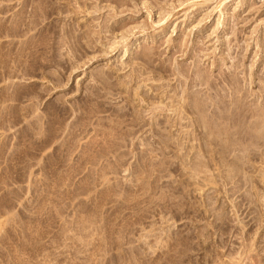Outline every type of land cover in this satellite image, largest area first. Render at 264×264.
<instances>
[{
  "label": "rangeland",
  "instance_id": "374dc122",
  "mask_svg": "<svg viewBox=\"0 0 264 264\" xmlns=\"http://www.w3.org/2000/svg\"><path fill=\"white\" fill-rule=\"evenodd\" d=\"M196 67L254 110L264 0H0V264H264V160L169 104Z\"/></svg>",
  "mask_w": 264,
  "mask_h": 264
},
{
  "label": "bare ground",
  "instance_id": "6f19581e",
  "mask_svg": "<svg viewBox=\"0 0 264 264\" xmlns=\"http://www.w3.org/2000/svg\"><path fill=\"white\" fill-rule=\"evenodd\" d=\"M101 1L108 2L109 0ZM132 1L135 2L137 0ZM119 4L123 3L120 2ZM104 28L109 32L114 30V28L110 26ZM183 52L184 50L179 46L175 48L174 51V53H179L181 55ZM135 58L142 60L147 67L154 68L161 77L177 76L185 71L181 66L177 67L176 70H170L165 62L160 61L156 63L158 61V55L156 52L144 51L135 54ZM193 72L194 75L190 78L187 84L179 81L178 77L177 79L175 78L177 84L181 87L179 98L181 100L178 99V101L175 99L177 92L174 89L173 95L168 97L170 100L169 104L178 102L179 108L185 112H190L191 110L192 112H200V115L202 116L201 118L203 119L200 118V122L202 123L203 121L204 123L201 125L202 130L200 129L203 141L207 145H213L216 147L220 156L224 158L229 156L230 159H228L235 166V169L238 168L239 170L242 168V164H244L245 160H264V91L262 95L259 94V97L262 98L261 102L257 107L255 105L256 108L254 110L250 111L245 104L247 103L245 99H247L248 95H245L244 91L241 89L239 90L236 88L238 84L236 82H238V80L234 72L223 73V75H220L216 80L207 77L205 73L197 67ZM228 89H230V92L224 94L223 90ZM134 95H137L136 91H134ZM174 112H176L175 109ZM207 112L209 113L207 114ZM249 117L251 118V121L248 120ZM222 160L224 161V159ZM260 184L262 183H259V185ZM261 202L264 203V200Z\"/></svg>",
  "mask_w": 264,
  "mask_h": 264
}]
</instances>
